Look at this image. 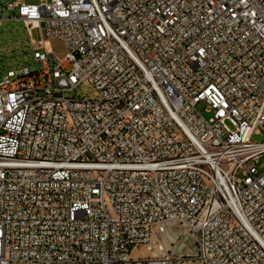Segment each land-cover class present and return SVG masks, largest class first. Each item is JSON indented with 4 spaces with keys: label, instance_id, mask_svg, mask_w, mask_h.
Returning a JSON list of instances; mask_svg holds the SVG:
<instances>
[{
    "label": "built area",
    "instance_id": "obj_1",
    "mask_svg": "<svg viewBox=\"0 0 264 264\" xmlns=\"http://www.w3.org/2000/svg\"><path fill=\"white\" fill-rule=\"evenodd\" d=\"M0 7L34 59L0 73V264H129L168 224L200 264H264V0Z\"/></svg>",
    "mask_w": 264,
    "mask_h": 264
},
{
    "label": "rangeland",
    "instance_id": "obj_2",
    "mask_svg": "<svg viewBox=\"0 0 264 264\" xmlns=\"http://www.w3.org/2000/svg\"><path fill=\"white\" fill-rule=\"evenodd\" d=\"M15 16L18 17V12ZM12 17V13L0 7V18H2L0 27V73H4L8 69L19 68L24 63L34 65L33 53L25 25L22 21L9 20ZM35 38H39V33L35 32ZM48 50L61 60L65 59L69 53V49L60 40H51L48 44ZM76 95L93 97L94 90L92 87L82 85L77 89ZM197 110L208 121L214 117L212 112H208L207 105L204 102L197 105ZM227 125L230 129H234L231 122H228ZM254 140L264 142V134L255 136ZM259 170L264 171V157L259 162ZM241 177L242 173L239 174V178ZM167 228L164 233L157 229L152 244L148 247H139L129 264H200L188 257L196 254L193 242L190 239L181 242L180 231L173 224H168Z\"/></svg>",
    "mask_w": 264,
    "mask_h": 264
},
{
    "label": "bare ground",
    "instance_id": "obj_3",
    "mask_svg": "<svg viewBox=\"0 0 264 264\" xmlns=\"http://www.w3.org/2000/svg\"><path fill=\"white\" fill-rule=\"evenodd\" d=\"M159 264V263H158Z\"/></svg>",
    "mask_w": 264,
    "mask_h": 264
}]
</instances>
